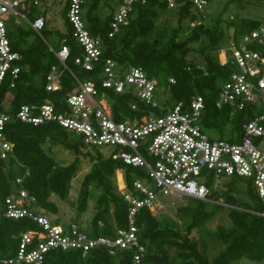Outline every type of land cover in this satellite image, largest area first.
I'll list each match as a JSON object with an SVG mask.
<instances>
[{"label":"trees","instance_id":"1","mask_svg":"<svg viewBox=\"0 0 264 264\" xmlns=\"http://www.w3.org/2000/svg\"><path fill=\"white\" fill-rule=\"evenodd\" d=\"M109 1L88 0L84 5L85 27L98 40L100 48L99 58L91 70L75 63V58L83 55V47L73 37L66 16L69 0H65L62 9L65 31L50 28L46 18L47 10L37 13L38 5L33 1L26 2V13L29 20L39 15L44 17V27L40 34L25 21L9 28L12 48L20 54L17 62L20 72L15 78L8 72L0 82V111L11 115L2 130L11 147L4 157L0 148V211L3 212L6 197L25 189L28 195L34 197L38 210L48 215L57 213L58 207L51 196L55 194L60 200L68 198L71 180L80 170L79 155L83 154L90 156L93 162L81 181L77 197L79 212L87 209L92 197V185L100 193L95 197L96 212L89 227H80L93 237L114 236L116 229L127 227L128 203L115 192L113 175L116 170L123 169L125 186L131 189L133 181L143 175L141 167L114 158L112 152L105 155L99 146L87 145L81 135L68 131L58 122L33 125L15 117L23 104L39 106L48 102L54 106L55 112L69 111L67 97L84 80L92 81L98 96L103 94L106 97L115 121L141 118L149 110L155 109L130 93H117L112 88L101 86L103 64L107 59L114 60L124 69L129 66L141 67L149 78L156 80L157 93L165 95L164 101L167 104L176 101L186 104L194 95H201L204 99V110L199 120L201 129L221 131L227 123H231L228 130L231 141L239 140L243 131L242 124L252 119L255 113L261 112L259 104H247L243 109L228 104L218 108L215 103L221 85L235 71L234 64L229 60L220 62L215 56L204 53V50L200 51L199 59L189 58L194 50L191 44L199 42L202 37L207 38V45L214 48L223 40L225 29L231 28V33L226 34V37L230 47L237 46L246 32L262 25L261 20L250 17L223 19L219 12L214 23L208 24L203 20L204 11H194L188 0H174V7H170L167 0H146L144 3H134L126 23L121 24L120 29L110 36L114 7L111 5L103 14L98 12L102 3L110 4ZM243 1L247 0H228L223 9L231 2L242 7ZM170 9L177 16L178 25L174 28L157 22L161 13ZM186 20L193 21V24H189L185 31L182 22ZM183 32L186 34L181 36ZM62 45L69 48L63 62L56 55ZM257 49L261 50V47ZM52 67L58 73L59 88L56 90L46 88L47 76ZM170 78L174 82H170ZM11 82L13 86H10ZM131 102L137 104V110L130 108ZM155 111L161 113L158 109ZM53 144L71 150L75 154L74 159L67 164L57 161L50 152ZM17 178L21 181L17 182ZM237 178L231 177L225 183L229 191L237 190ZM244 180L243 191L247 202L226 192L230 225L219 224L213 231V238L220 241L223 247L212 257L207 253L205 241L200 242L190 236L192 230L203 229L218 209L224 206L216 202L218 195L211 182L207 184L209 193L206 199L187 197L189 202L180 207L181 212L187 215L183 232L177 223L160 219L154 211L141 208L135 215V224L139 243L144 247L142 264H239L242 259L259 262L264 257V216L260 214L264 202L258 198L252 183ZM209 205L213 207L208 208ZM52 220L59 222L54 218ZM73 222L78 223L76 220ZM37 227L31 219H13L2 215L0 264H3V259L15 255L20 234ZM169 248L175 249L173 255L169 254ZM43 264H134L133 250L109 254L105 248L99 247L83 255L80 250L54 249L46 254Z\"/></svg>","mask_w":264,"mask_h":264},{"label":"built area","instance_id":"2","mask_svg":"<svg viewBox=\"0 0 264 264\" xmlns=\"http://www.w3.org/2000/svg\"><path fill=\"white\" fill-rule=\"evenodd\" d=\"M38 0H0V82L9 72L15 78L20 72V54L14 50L9 38L7 15L27 22L40 34L44 17L39 15L29 20L26 2ZM88 0H69L67 19L73 37L83 47V55L75 63L91 70L100 55L98 40L85 27L83 8ZM146 0H116L110 23L112 36L125 24L133 4ZM170 7L174 0H167ZM184 1V0H183ZM196 12H203L209 0H188ZM257 47H261L258 50ZM50 49H52L50 47ZM264 25L246 32L237 46L230 47L229 60L235 71L221 85L216 106L228 104L243 109L247 104H259L261 112L242 124L239 140L212 139L200 127L199 120L204 110V99L194 95L188 103L176 101L173 104H159L156 96L157 83L149 78L139 66L122 68L112 59L103 64L101 86L112 88L117 93H130L150 107L141 118H127L115 121L106 97L98 96V90L90 80L80 81L77 89L67 97L70 110L55 112L51 103L42 105L23 104L15 113L22 122L38 125L58 122L68 131L83 137L89 146H113L112 156L124 163L147 169L148 176L155 181L158 191L148 188L135 179L132 188H124L120 195L128 203L127 227L115 230L114 236H90L75 222H54L43 210L35 206V199L25 189L5 198L3 212L13 219L28 218L37 224L35 230L20 234V242L13 257L3 259V264H43L50 250H80L84 255L91 249L103 247L109 254L133 250L134 264H142L144 247L139 243L135 215L143 207L153 211L158 195H181L206 199L208 182L213 187L222 182V177H240L250 181L258 198L264 202ZM69 48L62 45L56 52L63 62ZM48 90L59 88L58 73L52 67L47 76ZM174 82L173 78L169 79ZM10 86H13L11 82ZM161 96H165L162 95ZM165 100V99H164ZM130 108L137 110L131 102ZM11 115L0 111V148L4 157L11 144L3 135V126ZM143 152L153 158L151 162ZM206 171L207 174L203 172ZM17 182L21 179L17 178ZM264 216V209L260 212ZM264 264V257L259 261Z\"/></svg>","mask_w":264,"mask_h":264},{"label":"rangeland","instance_id":"3","mask_svg":"<svg viewBox=\"0 0 264 264\" xmlns=\"http://www.w3.org/2000/svg\"><path fill=\"white\" fill-rule=\"evenodd\" d=\"M65 0H38V6L36 7L37 13H41V10L46 11V18L49 20V27L55 28L60 31H65L66 26L64 23V18L62 15L63 4ZM110 4H104L98 8V12L105 13L106 9H108L111 5L115 9L116 0L109 1ZM228 0H209L208 5L204 10V22L208 24L214 23L216 15L220 12L223 19L227 18H241V17H250L256 18L261 20L262 25H264V2L256 3L254 1H243L241 2L242 7H238L235 2H231L226 9L224 10L225 4ZM113 9V8H112ZM84 14V8H83ZM9 25L14 27V25H20L23 23L22 20H16L15 16L10 14L7 15ZM177 16L174 13L173 9L165 11L161 13L158 23H166L169 27H176L178 25ZM193 24V21H184L182 22V26L187 30L188 25ZM222 26H225V21L222 22ZM232 31L231 28H226V34H230ZM181 36H184L186 33H181ZM226 34L221 40V42L214 48L207 45V38L202 37V39L197 42L191 44L194 48L192 53L189 54V58L199 59L201 57V50H204V53H209L212 56H215L220 62H223L229 58V40L226 37ZM156 96L159 104H163L165 96H161L160 93H157ZM8 100H6L7 102ZM7 105V104H6ZM235 114V113H234ZM231 123H227L223 130H212V131H204L208 136L212 139H228L229 136V128ZM264 143V142H263ZM47 145V144H46ZM45 145V146H46ZM114 150L113 146H102L100 147V151L105 155L110 154ZM51 154L56 158L57 161L63 164H67L71 162L75 154L61 145L53 144L50 150ZM144 155L152 162L153 158L148 156L146 152H143ZM80 159V170L77 171L75 176L71 180V186L69 190V196L66 200H60L57 195L53 194L51 196V200H53L57 207V213H49L50 218H54L59 220L61 224L66 225L67 222H71L76 220L79 226L87 229L89 227L91 218L93 217L94 213L96 212L95 207V197L100 193V190L95 188L93 185L90 187L92 197L88 201L87 209L83 212H79L77 205H78V194L81 185V181L85 173H87L92 165L93 160H91L90 156H85L83 154L79 155ZM143 175L137 177L140 181H142L148 188L158 191V188L155 185V181L148 176L147 169L142 168ZM207 174L206 171L203 172ZM237 178V177H236ZM231 178L229 177H222V182L214 187L216 195V202L224 205L222 208L218 209L215 216L207 222L206 226L201 230H192L190 236L193 238L198 239L200 242L205 241L207 245V253L209 257H212L216 254L222 247L223 244L218 241L217 239L213 238V231L215 230L217 225H230V218L228 215L229 207L228 203L226 202V192H229L234 197H240L242 201L247 202V197H245L244 189H245V180L243 178H237V190L229 191L228 187L225 185ZM113 183H114V190L116 193L120 194L121 190L124 189V170L118 169L115 171L113 175ZM212 183V182H211ZM241 190V191H240ZM94 198V199H93ZM189 200L185 196L181 195H158V201L156 206L154 207L153 211L157 214V217L160 219H168L171 222L177 223V227L181 232L184 231V222L187 218L185 212H181L180 207L186 205ZM213 205H209L208 208H212ZM110 216L112 214V209L110 210ZM169 254L173 255L175 252L174 248L168 249ZM239 264H259V262L249 261L247 259H242Z\"/></svg>","mask_w":264,"mask_h":264}]
</instances>
